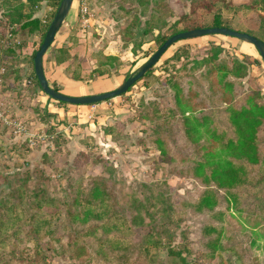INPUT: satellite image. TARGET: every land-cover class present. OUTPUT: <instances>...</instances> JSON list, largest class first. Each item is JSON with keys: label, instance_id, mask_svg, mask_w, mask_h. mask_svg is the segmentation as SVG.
Instances as JSON below:
<instances>
[{"label": "rangeland", "instance_id": "1", "mask_svg": "<svg viewBox=\"0 0 264 264\" xmlns=\"http://www.w3.org/2000/svg\"><path fill=\"white\" fill-rule=\"evenodd\" d=\"M227 1L239 10V5L246 6L251 0ZM140 2L75 0L73 3V7L77 5L80 11L78 23L86 18L97 22L85 32L83 29L82 35L78 36L85 60H90L92 55L94 58L88 62L78 59V63L80 72L90 81L88 84L96 82L103 89L102 93L119 88L156 53L158 41L177 30L174 25L177 18L156 13L159 0ZM163 3L177 12L189 13L192 0H163ZM4 5L0 0V17ZM83 7L85 13L81 12ZM123 7L130 10L128 17L121 14ZM55 15L47 19L46 25L51 24ZM232 17L235 19L231 28L235 30L244 21L257 20L251 14L234 13ZM135 20L137 26L130 29L131 34L128 32L125 47L121 30L132 26ZM66 23L71 24L68 21L63 24L51 47L53 50L63 41L68 29ZM76 28L74 32H77ZM145 31L150 34L144 36ZM254 34L262 37L259 32L254 31ZM23 41L26 47L22 51L26 52L24 49L29 43L26 34L20 38V42ZM39 41L40 38L34 44ZM1 45L0 61L1 58L9 61L6 59L8 44ZM186 45L189 59L182 57L165 63L177 49ZM36 46L29 51L30 55ZM212 46L226 49L221 58L229 63L235 58L247 63L244 93L248 92L249 79L256 78L264 95V64L253 45L221 35L181 41L162 57L150 76L139 81L127 94L106 102L108 120L96 123L92 131L86 122L78 124L77 117L60 120L47 113L45 100L40 101L39 97L41 93L46 99L48 96L35 83L29 82L32 79L28 75L33 71L31 60L29 66L25 59L18 62V65H25L20 75H25L26 84L23 80L14 84L5 81L7 71L2 72V68L8 66L0 63V93L10 90L4 94L0 107V202H18L13 191L27 184L31 191L46 190L45 197L59 204L41 212L50 223L37 242L28 236L22 238L29 228L21 234L22 237L10 233V239H6L0 248L4 264H220L221 260L232 264H264V163L246 165L243 183L232 190L237 194L238 202L216 189L220 203L214 212L193 211L194 204L206 190V185L194 176L196 161L202 152L199 145H193L186 138L181 117L173 115L172 94L166 92V85L174 76L189 73L194 68V61L210 56ZM104 52L120 55L124 61L120 65L112 64ZM109 67L113 71L110 77H93L96 69L108 70ZM53 101L50 99L48 103ZM63 108L77 109L72 106ZM213 112L217 124L212 127L232 135L223 109L216 107ZM156 132L161 133L166 141L168 157L163 158L157 149ZM260 148L264 159V133L260 135ZM95 178L107 182L111 192L110 213L129 221L130 230L122 232L128 234L126 238L131 242L128 250H114L103 242L105 237H120L117 231L105 233L99 227L100 222L77 226L66 216L65 203L72 200L69 190L72 188L74 193L81 184L86 196ZM29 203L27 214L39 213L33 202ZM215 214H222V217L219 219ZM115 217L111 225L116 224ZM209 226L221 229L222 248L216 253L208 247L214 239V235L207 236ZM155 228L165 247L146 251V237ZM168 247L181 251L184 261L169 255Z\"/></svg>", "mask_w": 264, "mask_h": 264}, {"label": "trees", "instance_id": "2", "mask_svg": "<svg viewBox=\"0 0 264 264\" xmlns=\"http://www.w3.org/2000/svg\"><path fill=\"white\" fill-rule=\"evenodd\" d=\"M61 2L62 0H3L5 5L4 17L0 21V47L1 44H4L3 42L9 43L7 36L11 38L23 30H28L30 33H36L39 36V43H32V48L37 45L36 49L30 55L31 57L28 56L26 60L28 66L31 60L33 68L32 73L28 75L29 79H32L29 82L35 83L39 89L41 87L35 75L34 59L44 41L49 24L44 25L35 15L40 11L42 4L46 3L48 7L52 8L48 17V19H52ZM159 4L156 7L158 15L177 18L174 23L177 30L169 37H162L158 41L159 47L173 35L182 32L213 28L233 29L231 23L235 19L232 17L234 13L255 16L256 22L244 21L236 31L253 36H255L254 31L259 32L262 37H255L264 42V0L259 2L251 0L246 6L239 5V10L227 0H192L189 13L177 12L169 4H164L163 0H159ZM120 11L125 17H128L130 12L128 8L124 7ZM137 22L135 20L132 26H128L124 31L121 30L123 46L127 47L128 32L131 34L130 29L135 28ZM149 34L147 31L143 33L144 36ZM70 37L73 39L74 35L71 34ZM188 48L186 45L177 49L165 63L170 60H180L182 57L189 59L188 51H186ZM70 49L66 46L58 49L55 55V63L58 66H64L67 75L71 78L89 83L90 81L80 72L78 58L71 55ZM6 52L9 54L6 59L12 63V67L6 69L7 75L13 74L14 79L19 80L21 78L18 72L19 60H16L18 55L11 46H8ZM132 52L133 54L136 53L134 48ZM224 52L226 49L222 46H212L210 56L200 61H194L193 71L174 76L166 85V92L172 94L173 115L181 117L186 138L193 145H199V150L202 152L199 161H196L194 176L206 185V190L201 194L199 201L194 204L195 207L192 206L196 213L214 212L220 203V196L216 189L224 191L227 196L231 197L232 201L238 202L237 194L233 193L232 190L243 183L246 165L264 163L260 148V135L264 133V95L261 84L256 78H250L248 92L244 93L243 81L248 78V65L237 58L233 59L231 63L223 60L221 56ZM106 59L112 64L120 65V60L116 57L108 56ZM111 68L109 67L108 70L98 68L93 71V77H110L113 72ZM152 70L144 78L150 76ZM51 84L56 91L62 92L61 87L56 82ZM57 104L62 107L70 106L65 103ZM216 107L223 109L226 120L232 128V135L212 127L214 123L217 124L213 119V111ZM155 136H157L155 144L161 156L163 158L168 157L169 152L165 147V139L159 132H156ZM29 178L31 180V177ZM68 179L72 182V179ZM106 183L101 178L93 179L91 189L88 194L86 193V196H84L85 192L81 184H78L74 193H72L71 188L69 197L72 200L70 203H65L66 216L71 224L77 226L100 222L99 227L105 233L117 231V235L120 237H105L103 242L110 245L114 250H128L131 242L126 238L128 234L122 232L130 230L129 221L123 216L110 213L112 209L110 205L111 192ZM211 184H213L212 188ZM69 187H72V183H69ZM45 191L44 189L31 191L25 184L24 188L21 186L13 191L18 202H0V248L6 239H10V233L14 237H22L21 234L28 228V232L22 238L28 236L31 237V241H38L50 223L48 222L49 219L44 217L41 212L49 209V207L59 205L54 199L45 197ZM29 201L33 202L32 205L39 210V213L27 214L26 207L30 204ZM114 216H116V224L111 225ZM215 216L220 219L222 214H215ZM207 230V236L214 235V239L209 242L208 247L212 253H216L222 248L220 245L221 229L218 226H209ZM153 232L148 233L146 237L144 247L146 251L165 247L163 242L158 239L160 235L156 232V228ZM168 248L169 255L184 261L181 251ZM1 256L3 255L0 253V264H4ZM220 264L232 263L221 260Z\"/></svg>", "mask_w": 264, "mask_h": 264}, {"label": "crops", "instance_id": "3", "mask_svg": "<svg viewBox=\"0 0 264 264\" xmlns=\"http://www.w3.org/2000/svg\"><path fill=\"white\" fill-rule=\"evenodd\" d=\"M78 9L79 8L77 5L75 7L71 8L70 13L66 19L68 21V23L70 22L71 24L68 25L66 23V26L68 27V29L65 30L66 32H65V35L63 37V41H62L61 45L60 46L58 45L55 48V50L50 48L49 51L44 56L43 68H44V73H45V76H46L48 82H50V83L56 82L61 87V90L64 94L80 97V96L100 94V93H102L103 89H100V86H97L96 82L90 83V85H89L88 83L77 81V80L71 78L70 76L67 75L64 66H58L55 63L56 51L58 49L64 47V46L70 47L71 48L70 49L71 55L76 56L81 62L82 61L88 62L94 58V56L92 55V58L90 57V60L88 58H86V60H85V52L84 53L82 52V45H80L78 42V36L80 37L82 35L83 29L85 32V30L89 26H95L97 22L92 20L91 18H86L82 22L79 21V23H78L79 12H80ZM51 10H52L51 7H48L46 3H43L40 11L35 15V17L40 19L42 21V23L44 25H46L47 19H48L49 14H50L49 12H51ZM1 14H2V16L0 17V21L3 20V17H4V8H2V7H1ZM67 21H65V22H67ZM75 28H76L77 32H74ZM66 33H68V34H66ZM22 34H26V36L28 37V40H29L28 41L29 43L27 44L28 45L27 48L24 49V50H27L26 52L32 51V47H33L32 43L36 42L39 38V36L36 33H30L28 30L20 31L18 34L12 36L11 38L7 36L8 40H9L8 46H11L12 49H14L16 51V54L18 55V57H16V60H19V61L22 59L27 60V57L30 56V52L26 54V52L22 51L23 48L26 47L25 46L26 43H24L25 41L20 42V38H21ZM70 34H73L75 37L73 39L71 37H69L67 39L68 35H70ZM3 43H5V42H3ZM21 54H22V56H21ZM129 54L131 55L132 52H130ZM23 55H25V56H23ZM104 55L116 57L117 59L120 60V62L124 61V58L121 57L120 55L108 54L106 52H104ZM127 56H129V55L127 54ZM0 63H2L3 65H7L9 67V69H10V67H12V63L10 61L3 60V58H1ZM24 66L25 65H22V64L18 65L19 75L21 74ZM8 67L2 68V72H6V69H8ZM10 75H12V76H10ZM10 75L9 74L7 75V77L5 78V81L13 82V84H14L15 81L20 82L23 80V84L27 83V79L24 78L25 75L24 76L20 75V77H22V78H20L19 80L12 79V77H14V76H13V74H10ZM2 93H0V94H2ZM6 93H10V90L9 89L5 90V92L2 94V96H0V98H1L0 99V107H1V100H3L5 98L3 96H5L4 94H6ZM47 98L48 99L43 97L42 93H41V96L39 97L40 101L45 100L44 101V107H46L48 114L52 115L53 117H54V115H56V116H58V118L60 120H63L64 117H67L68 120L74 119L75 117H77L78 118V124L82 125L86 122L87 124H89V128H91V131L93 130L92 128H94L96 123H100L101 120H106L108 118L107 114L109 111L107 110L108 107H105L107 104L106 102L99 104V105H93V106H72V105H70V106L75 107L77 109H64L62 106L58 105L57 103H54L56 101H53V103H48V100H50V99H49V97H47ZM61 108H63V110ZM71 133L73 134V132H71ZM63 134H64V136H66L65 133H63ZM77 145L79 147V144H77Z\"/></svg>", "mask_w": 264, "mask_h": 264}, {"label": "water", "instance_id": "4", "mask_svg": "<svg viewBox=\"0 0 264 264\" xmlns=\"http://www.w3.org/2000/svg\"><path fill=\"white\" fill-rule=\"evenodd\" d=\"M74 1L75 0H62L53 21L49 25L44 41L34 59V71L42 91L45 95L57 103H65L72 106H93L121 97L127 94L130 88H132L137 82L142 80L175 44L181 41L193 40L207 36L221 35L249 43L259 52L264 64V42L257 37L228 28L199 29L182 32L170 37L135 74L127 78L116 90L95 95L72 97L62 92H58L50 86L44 73L43 58L53 45L56 35L65 23L70 10L73 7Z\"/></svg>", "mask_w": 264, "mask_h": 264}, {"label": "built area", "instance_id": "5", "mask_svg": "<svg viewBox=\"0 0 264 264\" xmlns=\"http://www.w3.org/2000/svg\"><path fill=\"white\" fill-rule=\"evenodd\" d=\"M81 12L82 13H85L86 12V9L83 7V9H81Z\"/></svg>", "mask_w": 264, "mask_h": 264}]
</instances>
